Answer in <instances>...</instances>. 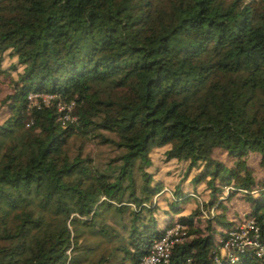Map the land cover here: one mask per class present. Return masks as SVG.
Masks as SVG:
<instances>
[{
	"label": "trees",
	"instance_id": "1",
	"mask_svg": "<svg viewBox=\"0 0 264 264\" xmlns=\"http://www.w3.org/2000/svg\"><path fill=\"white\" fill-rule=\"evenodd\" d=\"M1 81L0 264H138L174 221L167 264H264L217 250L224 201L264 215V0H0Z\"/></svg>",
	"mask_w": 264,
	"mask_h": 264
},
{
	"label": "built area",
	"instance_id": "2",
	"mask_svg": "<svg viewBox=\"0 0 264 264\" xmlns=\"http://www.w3.org/2000/svg\"><path fill=\"white\" fill-rule=\"evenodd\" d=\"M51 97L48 93L29 92L27 100L28 104H37L39 99L47 102ZM57 105L58 109H64L58 116L59 120L72 119L69 115L70 103L58 102ZM240 216L239 219L232 218L235 220L233 225L217 238L218 256L230 261L237 260L243 253H250L255 258L264 257V215L256 217L241 213ZM184 234V225L174 221L164 229L160 237L152 241L149 251L140 258L138 264H167L173 244L182 240ZM214 261H218L217 256ZM183 264H190V259L186 258Z\"/></svg>",
	"mask_w": 264,
	"mask_h": 264
},
{
	"label": "rangeland",
	"instance_id": "3",
	"mask_svg": "<svg viewBox=\"0 0 264 264\" xmlns=\"http://www.w3.org/2000/svg\"><path fill=\"white\" fill-rule=\"evenodd\" d=\"M8 62H9L8 59H4L3 64H7ZM6 92H7V86L3 81H1V83H0V98ZM157 150L158 151H153L151 153V159L156 164V166H158V168H157L158 172L156 173L155 176H158V175L162 176V179L164 180L163 182H164L165 186L167 187L165 190H162V193H161V194L166 196V194L167 195L169 194V190H170V186L168 183L166 184V180H168V182L170 181L171 183H173L172 180L176 181V178H178L180 176V173L183 170L182 164H185V162L180 161V163L175 164V162L173 160V161H170V163H168V165H166V163L162 162L160 159L162 148L157 149ZM217 157L221 160H225L223 153H218ZM226 163L232 164L233 161L228 160V161H226ZM168 168H169V173L168 172L166 173L165 171ZM148 170H152V166L148 167ZM201 186H203V185H201ZM158 197L159 196L155 197V199H158ZM224 203L229 208L228 213L226 214L227 217L230 216V212L232 210L240 215L241 213H245V211L247 210V207H248V200L245 197L240 196L239 193H236L234 196H232L230 198V200L224 201ZM159 204L162 205L163 203L159 202ZM195 205H199L200 207H202L201 206V197L199 195H194V197H189V199H186L184 201L183 212L186 213L190 208L194 207ZM212 210L213 209H208L209 212H211ZM204 215H206V210L203 209V207H202V216H204Z\"/></svg>",
	"mask_w": 264,
	"mask_h": 264
},
{
	"label": "crops",
	"instance_id": "4",
	"mask_svg": "<svg viewBox=\"0 0 264 264\" xmlns=\"http://www.w3.org/2000/svg\"><path fill=\"white\" fill-rule=\"evenodd\" d=\"M158 149H160V148H158ZM154 151H158L157 149H155ZM170 161H173V160H170ZM170 161H168V163H170ZM168 163H166V165H168ZM167 171H168V173H169V168L165 171L166 173H167ZM157 172H158V170H157ZM157 177H160V178H162V176H160V175H158ZM164 181V180H163ZM172 181H175V180H172ZM170 182V181H169ZM168 182V180H166V184L167 183H169Z\"/></svg>",
	"mask_w": 264,
	"mask_h": 264
}]
</instances>
